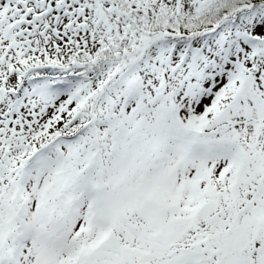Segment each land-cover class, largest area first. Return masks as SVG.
<instances>
[{
	"label": "snow or ice",
	"instance_id": "1",
	"mask_svg": "<svg viewBox=\"0 0 264 264\" xmlns=\"http://www.w3.org/2000/svg\"><path fill=\"white\" fill-rule=\"evenodd\" d=\"M0 264H264V0H0Z\"/></svg>",
	"mask_w": 264,
	"mask_h": 264
}]
</instances>
